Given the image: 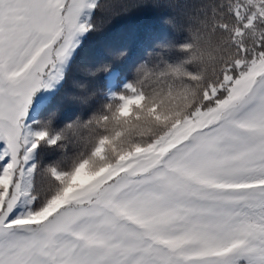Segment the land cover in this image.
Returning a JSON list of instances; mask_svg holds the SVG:
<instances>
[{
  "label": "snow or ice",
  "instance_id": "6c2138e0",
  "mask_svg": "<svg viewBox=\"0 0 264 264\" xmlns=\"http://www.w3.org/2000/svg\"><path fill=\"white\" fill-rule=\"evenodd\" d=\"M100 7L0 0V264H264V0L200 10L184 44L199 72L197 41H215L199 104L95 170L90 158L107 151L102 131L89 135L96 115L59 134L50 131L57 112L38 133L25 121L36 94L65 79L76 37L91 30L81 16ZM167 68L141 64L126 91L93 114L107 122L113 103L121 113L143 107ZM145 73L155 83L141 82ZM42 143L66 155L41 169L33 160Z\"/></svg>",
  "mask_w": 264,
  "mask_h": 264
},
{
  "label": "trees",
  "instance_id": "16d2710c",
  "mask_svg": "<svg viewBox=\"0 0 264 264\" xmlns=\"http://www.w3.org/2000/svg\"><path fill=\"white\" fill-rule=\"evenodd\" d=\"M215 0H99L98 10L86 11L80 22L91 25L82 34L65 69V79L55 84L47 93L39 91L33 98L46 97L33 103L26 118V126L33 133L42 131L52 112H57L53 123L58 133L77 117L87 120L104 102H110L113 93H124L125 86L135 80V69L141 64L158 70L168 65H178L188 54L180 46L188 42L191 29L196 26L195 17L202 8ZM96 25L98 30H96ZM171 47H165L169 46ZM121 51L127 55L122 60L114 57ZM111 63L108 72L92 77L88 69ZM187 70L195 72L192 65ZM105 93V95H103ZM79 97L88 98L81 102ZM45 104L41 110L40 105ZM5 144H0L3 149ZM73 149L68 148L67 155ZM60 145L42 143L35 152L33 163L41 169L53 165L65 156ZM38 182L42 178L38 177Z\"/></svg>",
  "mask_w": 264,
  "mask_h": 264
},
{
  "label": "clouds",
  "instance_id": "9594fccd",
  "mask_svg": "<svg viewBox=\"0 0 264 264\" xmlns=\"http://www.w3.org/2000/svg\"><path fill=\"white\" fill-rule=\"evenodd\" d=\"M196 47L201 53L199 72L193 73L187 70V65L195 68L193 63L195 57L187 56L178 65L166 67L164 79L156 83L155 87L145 89L148 99L143 103V107H138L131 114L129 109L125 108L121 113L119 106L113 103L107 106L109 109L107 122H104L101 114L91 115V117L96 115L97 120L94 126L89 128V135L98 138V130L102 131L107 145V151L102 157L90 158V163L95 170L104 169L117 156L135 151L142 140L155 137L173 123L183 119L195 105L199 104L202 81L208 78L215 62V41L211 43L207 40L197 41ZM180 50L185 52L186 46L181 45ZM86 74L95 77L100 73L91 68ZM140 80L141 82L152 81V77L145 73ZM152 82L155 83V81ZM85 127H88V120L85 121Z\"/></svg>",
  "mask_w": 264,
  "mask_h": 264
},
{
  "label": "rangeland",
  "instance_id": "374dc122",
  "mask_svg": "<svg viewBox=\"0 0 264 264\" xmlns=\"http://www.w3.org/2000/svg\"><path fill=\"white\" fill-rule=\"evenodd\" d=\"M82 17V16H81ZM81 20V19H80ZM82 36V34H79L77 37H76V42L78 41V39L80 38ZM73 53V52H72ZM55 85V84H54ZM53 85V86H54ZM51 89V88H50ZM50 89H46V92L48 91L49 92V90ZM47 92V93H48ZM46 93V94H47ZM46 94L45 95H40V96H37V98L33 101V103H38V102H40V101H42L45 97H46ZM29 115V114H28ZM0 144H4V142H2V141H0Z\"/></svg>",
  "mask_w": 264,
  "mask_h": 264
}]
</instances>
